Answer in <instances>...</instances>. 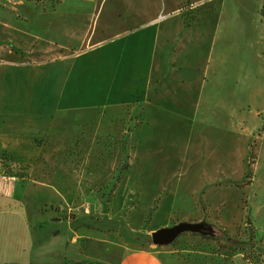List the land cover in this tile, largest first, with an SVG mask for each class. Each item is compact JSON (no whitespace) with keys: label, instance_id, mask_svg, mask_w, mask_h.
<instances>
[{"label":"rangeland","instance_id":"obj_1","mask_svg":"<svg viewBox=\"0 0 264 264\" xmlns=\"http://www.w3.org/2000/svg\"><path fill=\"white\" fill-rule=\"evenodd\" d=\"M93 20L98 43L155 38L150 82L126 104L58 118L30 175L41 211L86 205L77 224L105 235L103 258L131 241L165 264H264L217 237L264 248V0H0V63L73 51ZM183 222L213 234L152 244Z\"/></svg>","mask_w":264,"mask_h":264},{"label":"crops","instance_id":"obj_2","mask_svg":"<svg viewBox=\"0 0 264 264\" xmlns=\"http://www.w3.org/2000/svg\"><path fill=\"white\" fill-rule=\"evenodd\" d=\"M99 35L93 20L73 51H57L53 57L39 60L13 54L0 63V154L11 158L10 163L0 161V177L12 178L4 182L0 179V264H63L66 260L165 264L161 248L131 241L113 246L109 257L103 258L105 235L77 224L87 220L86 205L57 217L53 212H42L41 199L34 197L32 167L59 117L126 104L148 88L155 38L142 29L102 43L97 42ZM116 40L122 45L120 51L113 52ZM131 56L136 59L130 60ZM16 167L25 168L19 172L28 173L30 179L22 178ZM63 238L65 258L59 260ZM47 254L49 259L44 257Z\"/></svg>","mask_w":264,"mask_h":264},{"label":"water","instance_id":"obj_3","mask_svg":"<svg viewBox=\"0 0 264 264\" xmlns=\"http://www.w3.org/2000/svg\"><path fill=\"white\" fill-rule=\"evenodd\" d=\"M211 226H205L200 223H179L171 228H161L151 233V242L156 246H168L174 242L181 234L191 233L207 236L213 234Z\"/></svg>","mask_w":264,"mask_h":264},{"label":"trees","instance_id":"obj_4","mask_svg":"<svg viewBox=\"0 0 264 264\" xmlns=\"http://www.w3.org/2000/svg\"><path fill=\"white\" fill-rule=\"evenodd\" d=\"M127 162L125 161L123 164V167L126 168ZM250 173V172H248ZM154 208H152L149 213L148 217H151L153 214ZM252 229V228H251ZM216 233V232H215ZM217 237L226 241L229 245L233 247H242V248H248L247 252L253 253L255 255L264 253V248L257 246L256 244L251 243L250 241L242 242V241H237L233 239L229 234L225 232H218L217 231ZM12 264V263H11ZM63 264H102V263H97V262H74V261H65Z\"/></svg>","mask_w":264,"mask_h":264},{"label":"built area","instance_id":"obj_5","mask_svg":"<svg viewBox=\"0 0 264 264\" xmlns=\"http://www.w3.org/2000/svg\"><path fill=\"white\" fill-rule=\"evenodd\" d=\"M0 161H5L7 163L11 162V158L9 157V155L7 154H0ZM0 179L4 182V181H9L12 180V178H10L9 176H5L3 175L2 177H0ZM84 210L88 211L87 208H84Z\"/></svg>","mask_w":264,"mask_h":264},{"label":"bare ground","instance_id":"obj_6","mask_svg":"<svg viewBox=\"0 0 264 264\" xmlns=\"http://www.w3.org/2000/svg\"><path fill=\"white\" fill-rule=\"evenodd\" d=\"M105 56H106V55L103 54V55H102V58H104ZM135 59H136V56H131V57H130V60H135Z\"/></svg>","mask_w":264,"mask_h":264}]
</instances>
